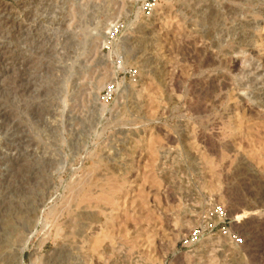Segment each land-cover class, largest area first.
I'll list each match as a JSON object with an SVG mask.
<instances>
[{
  "label": "rangeland",
  "instance_id": "1",
  "mask_svg": "<svg viewBox=\"0 0 264 264\" xmlns=\"http://www.w3.org/2000/svg\"><path fill=\"white\" fill-rule=\"evenodd\" d=\"M0 264H264V0H0Z\"/></svg>",
  "mask_w": 264,
  "mask_h": 264
},
{
  "label": "built area",
  "instance_id": "2",
  "mask_svg": "<svg viewBox=\"0 0 264 264\" xmlns=\"http://www.w3.org/2000/svg\"><path fill=\"white\" fill-rule=\"evenodd\" d=\"M232 220L223 207H217L215 211L203 214L200 224L191 229L180 240L181 248L187 253L203 241L215 237H223L235 245L242 244L243 240L231 231Z\"/></svg>",
  "mask_w": 264,
  "mask_h": 264
}]
</instances>
